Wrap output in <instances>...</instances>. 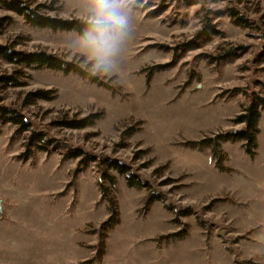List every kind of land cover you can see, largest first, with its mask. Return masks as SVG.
Returning a JSON list of instances; mask_svg holds the SVG:
<instances>
[{
  "label": "rangeland",
  "instance_id": "obj_1",
  "mask_svg": "<svg viewBox=\"0 0 264 264\" xmlns=\"http://www.w3.org/2000/svg\"><path fill=\"white\" fill-rule=\"evenodd\" d=\"M8 2L0 0V44L57 54L104 83L0 58V75L18 71L21 81L0 88L2 102L57 141L39 150L28 130L0 123V264H264V112L253 156L241 140L221 144L228 170L211 148L192 145L239 128L233 119L264 96V0H117L127 24L107 70L94 67L88 31L34 26ZM27 2L89 22L95 7ZM230 8L252 25L236 24ZM38 89L54 97L33 98ZM93 113L101 117L83 128L56 124ZM104 158L130 166L143 185H128ZM103 185L119 212L108 230ZM152 191L162 198L147 208Z\"/></svg>",
  "mask_w": 264,
  "mask_h": 264
},
{
  "label": "trees",
  "instance_id": "obj_2",
  "mask_svg": "<svg viewBox=\"0 0 264 264\" xmlns=\"http://www.w3.org/2000/svg\"><path fill=\"white\" fill-rule=\"evenodd\" d=\"M8 6L22 15L30 24L41 27L50 28L54 30H74L81 34L90 29V22L83 21L78 18H63L58 16H52L44 12L41 8L43 4L32 6L27 0H10ZM229 13L234 17V21L238 25L251 26L252 22L244 15L239 14L235 8H230ZM208 29H215L214 27H208ZM208 29H204L201 34H206ZM235 52L227 51L220 56V59L232 57ZM0 58L13 65H20L26 68H49L55 70H62L64 72H73L81 77L88 79L92 82L103 84V80L96 74L86 70L80 64L68 61L65 58L50 53L46 50H34L25 51L15 49L10 44H0ZM18 71L12 73H5L0 75V88L8 85H19L21 83L18 76ZM152 76V71L148 74V77ZM33 98L51 99L54 97L51 90L38 89L30 92ZM264 112V96L254 94L251 97L250 103L245 106L240 113L233 119V122L240 124V127L235 130H228L219 133L213 137L203 138L199 141H194L193 146L209 147L216 161V166L221 170H228L223 164L226 158L225 153L221 150V144L226 141L235 142L243 141V147L247 154L254 155L257 147V135L260 132L259 122ZM101 117L100 113H93L81 118L62 119L56 124L62 127L68 128H83L93 124L97 119ZM12 122L17 125L19 131L28 130L29 144H35L39 150L48 151L50 147L57 143L54 138L48 137L47 133L38 131L32 127L31 122L17 109L11 108L2 102L0 97V123ZM31 152V150H29ZM82 156L84 163L93 161L95 156H88L82 150H70L67 152L66 157ZM103 163L106 165V169H114L119 174L124 175L127 179L128 185L140 187L143 185V180L140 176L132 172L131 167L121 162L117 158H104ZM105 176L113 182L112 175L109 172H105ZM102 194L110 202V217L103 223V228L108 230L119 222V212L115 201L109 196L108 187L102 186ZM162 196L152 191L147 197L145 206L149 208L154 201L161 199Z\"/></svg>",
  "mask_w": 264,
  "mask_h": 264
},
{
  "label": "clouds",
  "instance_id": "obj_3",
  "mask_svg": "<svg viewBox=\"0 0 264 264\" xmlns=\"http://www.w3.org/2000/svg\"><path fill=\"white\" fill-rule=\"evenodd\" d=\"M93 3L95 7L90 29L82 42L97 56L94 67L107 70L110 66L109 57L125 35L127 19L117 0H93Z\"/></svg>",
  "mask_w": 264,
  "mask_h": 264
}]
</instances>
